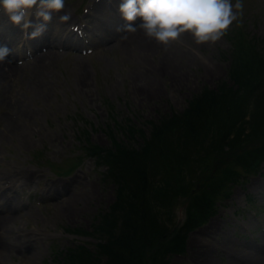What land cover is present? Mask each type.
<instances>
[{"label": "rangeland", "instance_id": "obj_1", "mask_svg": "<svg viewBox=\"0 0 264 264\" xmlns=\"http://www.w3.org/2000/svg\"><path fill=\"white\" fill-rule=\"evenodd\" d=\"M101 1L66 0L61 14L68 19L56 26L58 38L51 42L45 38L55 27L56 12L55 23L32 38V27L13 24L0 9V31L18 66L16 74L0 79V221L9 215L16 218L6 230L0 228V264H69L68 249L81 245L95 249L101 237L93 233L94 225L116 201L118 184L108 164L89 151L97 146L116 149L115 140L140 147L163 117L184 111L205 87L229 82L230 68L234 58H241L244 44L253 50L250 41H255L254 48L264 57V0H242V9L234 8L237 19L219 40L196 43L186 32L169 44L175 55L164 45L149 51L148 61L140 50L133 53L121 41L100 33L101 17L110 22L111 32L126 23L118 11L119 0H108L106 8L122 25L97 10ZM31 20L40 23L34 15ZM71 23L86 36L72 35ZM121 31L122 39L130 32ZM23 39L33 48L38 39V53L46 43L47 50L58 54L46 70L45 89L33 58L17 56ZM36 85L42 88L36 90ZM250 111L245 112L246 119ZM239 169L246 176L219 195L215 214L188 232L185 253H169L167 264H236L233 255L251 253L253 240L264 245V162L258 172ZM29 170L35 178L25 183ZM209 172L214 178L210 186L224 173ZM179 176L167 195L159 197L157 192L159 201L152 197V206L158 207L151 209L175 230L187 220L188 200L209 185L194 177V171L189 179ZM260 252L256 261L264 264V251Z\"/></svg>", "mask_w": 264, "mask_h": 264}, {"label": "trees", "instance_id": "obj_2", "mask_svg": "<svg viewBox=\"0 0 264 264\" xmlns=\"http://www.w3.org/2000/svg\"><path fill=\"white\" fill-rule=\"evenodd\" d=\"M250 42L253 50L244 44L239 61L234 58L229 82L205 87L184 111L163 117L140 147L115 140L116 149L97 146L89 151L108 164L118 184L117 199L94 225L93 233L101 237L97 247L68 249L69 264H167L169 253H185L188 232L215 214L219 195L246 176L239 168L259 171L264 162V57L254 48L258 44ZM192 170L194 177L209 182L208 190L188 200L187 220L175 230L152 214L158 207L152 206V197L159 201L157 192L167 195L176 174L189 179ZM218 170L224 173L210 186L214 178L209 171L214 175Z\"/></svg>", "mask_w": 264, "mask_h": 264}, {"label": "clouds", "instance_id": "obj_3", "mask_svg": "<svg viewBox=\"0 0 264 264\" xmlns=\"http://www.w3.org/2000/svg\"><path fill=\"white\" fill-rule=\"evenodd\" d=\"M66 0H0V9L10 21L23 29L33 28L31 37L42 35L54 12L65 8ZM242 0H120L118 11L126 22L117 31L143 30L146 37L165 46L178 42L183 33H191L196 43L215 42L237 19L235 9H242ZM35 16L40 23L33 24ZM137 18L141 23L134 26ZM61 20L68 19L67 15ZM6 45H0V62L10 54Z\"/></svg>", "mask_w": 264, "mask_h": 264}, {"label": "bare ground", "instance_id": "obj_4", "mask_svg": "<svg viewBox=\"0 0 264 264\" xmlns=\"http://www.w3.org/2000/svg\"><path fill=\"white\" fill-rule=\"evenodd\" d=\"M107 1L108 0H102L101 4L98 5L97 10L101 13L108 14V16L110 18H112L111 12L109 10H107V8H106V2ZM61 13L62 12L60 11L56 15V18H57L56 23L53 22L54 19H52L51 22H49L47 24V28H49L51 24L55 23V27L53 28V31L51 33H46L47 35H46L45 40L47 42H51V40L54 41L53 39L58 38L56 26H58V27L61 26L63 21H65V20L60 19V17L63 15ZM100 19H101V22L98 23L99 31H100V33H102L104 35V37L108 36L110 38H114V40L115 41L117 40V42L121 41L122 45H124V48L126 50L132 51L133 53H136L137 50H140L139 52H141L142 55L145 54V56H143V59L146 61H148L147 56H148L149 51L155 49V47L159 48L160 46H164L163 44L156 42L155 39H150V38L146 37L143 30L140 28H137V30L135 32L130 31L129 34L127 33L128 36H125L122 39V38L118 37L119 34H122L121 30H119V31L115 30V31L111 32L109 27H108L110 25V22H107L106 18L103 20L101 17ZM115 21H117L119 25L123 24V22L121 23L114 16V18H112V23H115ZM139 22L141 23V20H139ZM70 31H71L72 35L76 34L74 24H72V23L70 26ZM123 32H125V31H123ZM31 33H32V31H31ZM73 43H76V42H73ZM0 45H6L8 48L10 46L8 39L5 40V37H3L2 31H0ZM39 45H40V41L38 39H35V45H34L35 48L37 49L39 47ZM46 46H47V44L44 43L41 46V48L43 49V50H41V52L38 53L37 51H35V53L33 54V63H32L34 66V69L38 72V75L41 76V84L40 85L43 86V89H45V87L47 86V84H46V70L49 69L50 65L56 60L57 55H58L56 52H54L52 50H47ZM167 46H168L170 55H175L173 53V51H174L173 46L172 45H170V46L167 45ZM182 55H185V54H182ZM11 57H12V51H10V54L5 58L4 61L0 62V79L1 80L8 79L11 75L16 74V72H17L18 66L12 62ZM41 86L36 85V90L41 89L42 88ZM152 90L154 93H158L159 89L156 88L155 85H152ZM34 178H35L34 171L29 170V171L25 172L24 177H23V181L24 182L26 181L25 183H30L31 180H33ZM258 185H259V183H258ZM259 187H260V185H259ZM75 197L76 196H74V198H72V200L71 199L70 200L72 202L75 201ZM11 207L9 208V212L13 211V209ZM15 219L16 218L14 216H11V215L3 217L2 220L0 221V228H3L6 230L9 223L11 221H14ZM211 227L215 228V224H212ZM251 246L253 248L252 249L253 251H251V253L239 252L240 254L233 255V262H237V263H241V264H258L256 259H257V257H261L260 251H262V250L264 251V245L262 243H259L255 240H253V242H251ZM262 257H264V255ZM207 261H209V258L207 259Z\"/></svg>", "mask_w": 264, "mask_h": 264}]
</instances>
